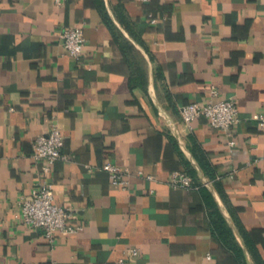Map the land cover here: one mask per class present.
<instances>
[{
    "label": "crops",
    "instance_id": "0c3cea01",
    "mask_svg": "<svg viewBox=\"0 0 264 264\" xmlns=\"http://www.w3.org/2000/svg\"><path fill=\"white\" fill-rule=\"evenodd\" d=\"M60 1L0 0V264H264V0ZM67 26L84 27L81 62ZM213 88L239 107L230 134L182 117ZM53 122L55 201L84 229L51 243L20 202ZM176 171L197 188H172Z\"/></svg>",
    "mask_w": 264,
    "mask_h": 264
},
{
    "label": "built area",
    "instance_id": "2783aa9c",
    "mask_svg": "<svg viewBox=\"0 0 264 264\" xmlns=\"http://www.w3.org/2000/svg\"><path fill=\"white\" fill-rule=\"evenodd\" d=\"M139 1L150 2L152 0ZM57 2L61 3L60 0ZM58 38L70 56L78 62L83 60L86 48L83 26L64 27L59 32ZM218 96L219 91L213 88L211 98L207 102L184 105L181 108L184 122L192 128L196 120L204 118L212 126L229 133L241 122L239 107L233 99L216 100ZM253 119L264 132V110L255 113ZM232 144H234L233 141ZM65 145L62 130L56 122H53L48 133L39 134L35 138L33 148L34 158L38 164V184L34 192L30 196H23L20 202L23 224L31 230H43L51 243L55 242L56 236L60 233L77 234L84 229V225L77 221L78 215L73 208L60 206L55 201L54 184L51 178L56 162L61 159L68 160V155L64 151ZM103 169L109 172L113 182L122 185L127 183L126 177L130 174L128 170H123L111 163L106 164ZM169 183L174 189L197 188L194 178L187 171L174 172ZM138 255L137 248H132L128 252L130 258ZM120 263H125V258H122Z\"/></svg>",
    "mask_w": 264,
    "mask_h": 264
}]
</instances>
